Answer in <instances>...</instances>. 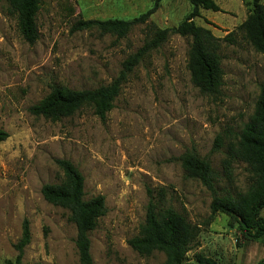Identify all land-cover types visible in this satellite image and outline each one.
Listing matches in <instances>:
<instances>
[{"label": "rangeland", "instance_id": "obj_1", "mask_svg": "<svg viewBox=\"0 0 264 264\" xmlns=\"http://www.w3.org/2000/svg\"><path fill=\"white\" fill-rule=\"evenodd\" d=\"M214 1L220 11L200 9L194 22L220 41L223 82L218 95L193 85L187 69L191 38L172 34L128 74L103 120L83 107L52 121L31 114L29 107L54 85L81 90L109 84L150 36L151 26H177L192 10L190 0H161L145 23L122 38L72 27L78 19L129 20L154 0H40L33 44L23 39L16 14L0 0V128L8 133L0 142V264L15 259L14 244L25 219L30 242L23 248L24 264H79L68 211L41 195L43 184L62 180L56 159L69 160L81 172L84 199L104 197L105 213L89 233L93 264L165 262L162 252L141 256L127 243L144 222L149 189L155 198L162 189V205L200 227L186 262L199 254L218 264H253L264 258L262 243L244 238L235 218L211 214L212 193L187 177L180 161L190 151L209 160L218 195L248 187L246 164L233 162L228 180L222 161L264 88V54L239 28L253 0ZM216 136L223 145L213 151Z\"/></svg>", "mask_w": 264, "mask_h": 264}, {"label": "trees", "instance_id": "obj_2", "mask_svg": "<svg viewBox=\"0 0 264 264\" xmlns=\"http://www.w3.org/2000/svg\"><path fill=\"white\" fill-rule=\"evenodd\" d=\"M5 1L16 14L19 33L25 41L33 44L38 38L36 15L40 0ZM160 1L154 0L148 10L129 20L78 19L72 29H96L101 34L122 38L134 25L145 23L159 8ZM190 3L192 10L177 26L161 29L152 25L150 36L148 35L143 45L123 61L119 74L109 84L81 90L54 85L47 95L29 107V112L57 121L73 115L83 107H91L103 120L112 109L113 101L120 93L121 85L128 74L172 34L191 38L187 69L193 85L201 93L218 95L223 82L220 41L209 29L197 25L194 18L200 17V9L216 12L220 11V7L214 0H190ZM239 28L243 30L251 46L264 54V3L253 0L251 13ZM229 35L230 33L225 38ZM7 137L8 133L0 128V142ZM222 145L221 137L216 136L213 151L220 149ZM180 161L186 176L200 180L212 193L211 214L222 212L231 215L239 223L244 238L259 240L264 247V216L261 214L264 209V88L260 89L253 113L243 125L238 138L227 146L222 161V168L228 180L231 179L233 162L242 161L246 164L249 184L245 192L218 195L215 187L218 179L216 171L209 160L195 152H185ZM55 163L63 173L62 180L59 183L43 184L41 195L48 203L68 211V218L76 228L75 247L79 264H93L89 233L105 213L104 197L97 195L84 199V178L78 168L67 159H56ZM147 194L144 222L138 235L127 241L135 252L141 256H149L154 251L162 252L165 255L163 264H218L213 258L201 254L195 257L194 262H186L187 252L197 243L200 227L187 221L173 208L163 206L162 189L159 190L158 198H155L150 189ZM29 242V223L25 219L22 222L21 236L14 244L16 257L13 261L7 260L5 264H24L23 248ZM253 264H264V258Z\"/></svg>", "mask_w": 264, "mask_h": 264}]
</instances>
